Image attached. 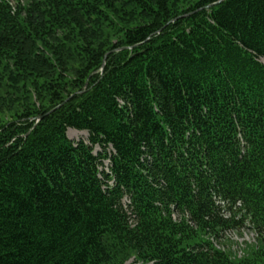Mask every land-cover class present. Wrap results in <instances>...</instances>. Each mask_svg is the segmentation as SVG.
<instances>
[{"label":"trees","instance_id":"16d2710c","mask_svg":"<svg viewBox=\"0 0 264 264\" xmlns=\"http://www.w3.org/2000/svg\"><path fill=\"white\" fill-rule=\"evenodd\" d=\"M262 59L264 0H0V264H264Z\"/></svg>","mask_w":264,"mask_h":264},{"label":"rangeland","instance_id":"374dc122","mask_svg":"<svg viewBox=\"0 0 264 264\" xmlns=\"http://www.w3.org/2000/svg\"><path fill=\"white\" fill-rule=\"evenodd\" d=\"M18 0H11L13 5H16ZM26 2L27 0H21ZM264 61V59H262ZM68 136L77 141L79 139L88 140L89 133L86 130H78L75 128L68 129ZM99 147H96L98 150ZM218 247L229 252L232 258H240L246 256L254 248L253 246L258 244L256 231L250 226L242 225L239 228L228 229L222 233V235L215 240ZM135 261V257L132 256L126 261V264Z\"/></svg>","mask_w":264,"mask_h":264}]
</instances>
